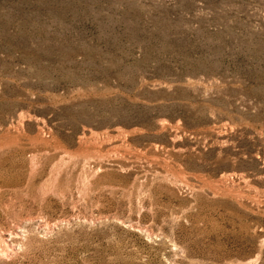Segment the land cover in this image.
Masks as SVG:
<instances>
[{
    "label": "rangeland",
    "instance_id": "obj_1",
    "mask_svg": "<svg viewBox=\"0 0 264 264\" xmlns=\"http://www.w3.org/2000/svg\"><path fill=\"white\" fill-rule=\"evenodd\" d=\"M0 264H264V0H0Z\"/></svg>",
    "mask_w": 264,
    "mask_h": 264
}]
</instances>
